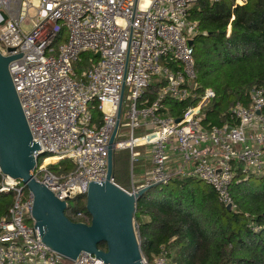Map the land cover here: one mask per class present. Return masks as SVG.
<instances>
[{
  "label": "built area",
  "instance_id": "2783aa9c",
  "mask_svg": "<svg viewBox=\"0 0 264 264\" xmlns=\"http://www.w3.org/2000/svg\"><path fill=\"white\" fill-rule=\"evenodd\" d=\"M198 1L0 0V21L5 15L0 54H22L8 71L32 141L41 148L34 177L67 211L76 197H86L90 182L105 180L111 148L130 154V188L120 187L128 194L180 175L210 186L224 207L235 210L230 192L235 164L245 175L264 173L262 87H253L247 105L236 102L228 119L210 128L203 126V107L214 97L210 89L179 118L163 105L166 98L191 101L199 89L188 44L199 33L198 22L189 18ZM86 54L87 67L77 73ZM155 81L164 84L150 100L145 91ZM94 107L102 116L99 123L91 115ZM141 147L150 148V168L138 181L133 169ZM174 155L182 163L176 170L169 168ZM64 159L73 170L54 173L50 167ZM0 177V193L14 194L0 221V264H104L87 253L68 262L41 243L32 195L21 181L1 172ZM80 205L76 218L83 217ZM142 263L170 264L163 249L152 262L142 257Z\"/></svg>",
  "mask_w": 264,
  "mask_h": 264
},
{
  "label": "trees",
  "instance_id": "16d2710c",
  "mask_svg": "<svg viewBox=\"0 0 264 264\" xmlns=\"http://www.w3.org/2000/svg\"><path fill=\"white\" fill-rule=\"evenodd\" d=\"M189 18L199 26V33L191 38L199 89L191 101L179 103L166 98L163 105L170 116L179 118L210 89L214 97L203 107V126H221L236 102L247 105L253 87L264 89V0H244L242 4L199 0L190 8ZM87 56L83 55L82 63L76 66L77 73L87 67ZM163 84L153 82L145 96L153 100V93ZM91 115L94 122H101L95 107ZM129 162L127 150L113 153V181L119 187L125 188L129 181ZM73 168L68 159L50 167L58 175ZM235 168L230 188L235 210L227 211L210 186L180 175L150 188L137 200L135 221L141 252L148 262L163 249L170 264H264V173L245 175L240 164ZM13 195L0 193V221L7 217ZM85 202L84 196L76 197L65 211L66 217L89 224ZM79 205L83 217L76 218ZM99 248L104 250V244Z\"/></svg>",
  "mask_w": 264,
  "mask_h": 264
},
{
  "label": "water",
  "instance_id": "95a60500",
  "mask_svg": "<svg viewBox=\"0 0 264 264\" xmlns=\"http://www.w3.org/2000/svg\"><path fill=\"white\" fill-rule=\"evenodd\" d=\"M2 16L0 24L5 20ZM188 44L191 46L192 41ZM20 57L22 54H0V172L21 181L32 195L31 213L41 243L68 262L87 253L104 264H143L135 212L137 200L150 188L128 194L114 183L112 148L105 180L88 185L85 209L89 224L70 221L65 215L66 204L34 177L35 155L41 148L39 142L32 141L8 71L9 63ZM119 113L120 105L118 117ZM115 134L116 130L110 145ZM226 210L231 211V206H226ZM100 244H104V250L99 248Z\"/></svg>",
  "mask_w": 264,
  "mask_h": 264
},
{
  "label": "crops",
  "instance_id": "0c3cea01",
  "mask_svg": "<svg viewBox=\"0 0 264 264\" xmlns=\"http://www.w3.org/2000/svg\"><path fill=\"white\" fill-rule=\"evenodd\" d=\"M137 151L139 152V157L137 158L136 164L137 167L135 168V175L136 180L141 181L143 174L149 170L150 168V148L148 147H141L137 148ZM170 169L176 170L182 163L179 159V156L174 155L172 157V160H170ZM145 220V219H144Z\"/></svg>",
  "mask_w": 264,
  "mask_h": 264
},
{
  "label": "rangeland",
  "instance_id": "374dc122",
  "mask_svg": "<svg viewBox=\"0 0 264 264\" xmlns=\"http://www.w3.org/2000/svg\"><path fill=\"white\" fill-rule=\"evenodd\" d=\"M84 58V57H83ZM87 58H91L90 57V55H88L87 57H86V59ZM126 151V150H125ZM136 167H137V164H136ZM135 167V168H136ZM134 170V174H135V171H136V169H133ZM133 170H132V172H133ZM128 176H129V181L126 183V184H124V186L123 187H125V188H130L129 186H130V183H131V163L129 162V167H128ZM136 176V175H135ZM81 204H84V202H82ZM136 222V221H135ZM137 224V223H136ZM136 234H137V237H138V239H139V241H140V237H139V233H137L136 232Z\"/></svg>",
  "mask_w": 264,
  "mask_h": 264
},
{
  "label": "bare ground",
  "instance_id": "6f19581e",
  "mask_svg": "<svg viewBox=\"0 0 264 264\" xmlns=\"http://www.w3.org/2000/svg\"><path fill=\"white\" fill-rule=\"evenodd\" d=\"M52 161H55V159H52V160L50 159V160H49V162H52Z\"/></svg>",
  "mask_w": 264,
  "mask_h": 264
}]
</instances>
